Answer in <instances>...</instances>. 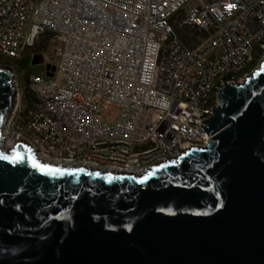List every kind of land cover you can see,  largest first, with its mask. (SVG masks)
Listing matches in <instances>:
<instances>
[{"label": "built area", "instance_id": "built-area-1", "mask_svg": "<svg viewBox=\"0 0 264 264\" xmlns=\"http://www.w3.org/2000/svg\"><path fill=\"white\" fill-rule=\"evenodd\" d=\"M46 33L57 47L44 56ZM35 55L52 77L8 63ZM263 60L264 0H0V66L16 92L3 142L56 165L140 174L204 148L219 89Z\"/></svg>", "mask_w": 264, "mask_h": 264}, {"label": "water", "instance_id": "water-1", "mask_svg": "<svg viewBox=\"0 0 264 264\" xmlns=\"http://www.w3.org/2000/svg\"><path fill=\"white\" fill-rule=\"evenodd\" d=\"M14 76L0 66V264H264V60L223 82L204 148L140 174L6 147Z\"/></svg>", "mask_w": 264, "mask_h": 264}, {"label": "rangeland", "instance_id": "rangeland-1", "mask_svg": "<svg viewBox=\"0 0 264 264\" xmlns=\"http://www.w3.org/2000/svg\"><path fill=\"white\" fill-rule=\"evenodd\" d=\"M176 31L178 32L180 38L185 36V38L190 39L189 32L186 29L183 28H177ZM49 33L44 34L43 36L39 37L36 43V52L42 53L44 56L49 51H54L57 47V44L52 42L51 39L49 38ZM183 40V39H182ZM188 45L190 46H195L196 41H185ZM2 62H7L5 60H2ZM9 64L13 65L16 71L20 74L23 73L24 75L26 74H34V75H43L45 71V66L44 65H31V59L27 58L24 62L21 63H15L13 61H8ZM26 77L24 76L19 77L20 81V86L23 87L25 83Z\"/></svg>", "mask_w": 264, "mask_h": 264}, {"label": "trees", "instance_id": "trees-1", "mask_svg": "<svg viewBox=\"0 0 264 264\" xmlns=\"http://www.w3.org/2000/svg\"><path fill=\"white\" fill-rule=\"evenodd\" d=\"M182 39H183V41L185 42V41H189L190 39H187V38H185V36L184 37H182ZM191 41V40H190Z\"/></svg>", "mask_w": 264, "mask_h": 264}, {"label": "bare ground", "instance_id": "bare-ground-1", "mask_svg": "<svg viewBox=\"0 0 264 264\" xmlns=\"http://www.w3.org/2000/svg\"><path fill=\"white\" fill-rule=\"evenodd\" d=\"M257 68V67H256ZM39 159H41V158H39ZM41 160H43V159H41ZM43 161H45V162H49V163H53V162H50V161H48V160H43ZM54 164V163H53ZM64 166V165H63ZM68 166V165H67Z\"/></svg>", "mask_w": 264, "mask_h": 264}]
</instances>
